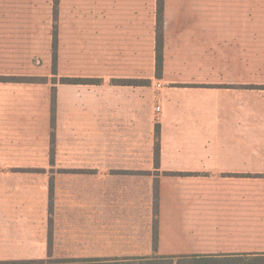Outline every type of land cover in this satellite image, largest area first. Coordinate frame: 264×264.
I'll use <instances>...</instances> for the list:
<instances>
[{"label": "crops", "instance_id": "crops-1", "mask_svg": "<svg viewBox=\"0 0 264 264\" xmlns=\"http://www.w3.org/2000/svg\"><path fill=\"white\" fill-rule=\"evenodd\" d=\"M51 1L0 0V77L51 76ZM156 7L60 0L57 74L101 82L0 83V261L264 255V0H163L155 100L109 80Z\"/></svg>", "mask_w": 264, "mask_h": 264}, {"label": "trees", "instance_id": "trees-1", "mask_svg": "<svg viewBox=\"0 0 264 264\" xmlns=\"http://www.w3.org/2000/svg\"><path fill=\"white\" fill-rule=\"evenodd\" d=\"M156 26H155V73L156 77L160 79L162 77V67H163V0H157L156 7ZM57 13H58V0H53V51L56 50L57 46ZM53 52V60L54 58ZM64 84H81V85H93L98 84L99 81H65ZM70 82V83H68ZM72 82V83H71ZM0 83H40L39 80L35 78H24V77H0ZM42 83V82H41ZM127 86L130 85L129 82H120V84ZM158 133V132H157ZM158 152V146L155 150ZM264 264V255H245L241 257H231V258H212V257H203V258H185L178 259L174 262L173 259L160 258V259H131V260H118V259H92V260H57L51 259L50 257L42 260H23V261H3L0 264Z\"/></svg>", "mask_w": 264, "mask_h": 264}, {"label": "rangeland", "instance_id": "rangeland-1", "mask_svg": "<svg viewBox=\"0 0 264 264\" xmlns=\"http://www.w3.org/2000/svg\"><path fill=\"white\" fill-rule=\"evenodd\" d=\"M51 2H52V9H53V0ZM59 2H60V0H58V6H59ZM53 29H54V23H52V27H51V38H52V40H53V35H52ZM58 33H59V24L57 22V37H58ZM57 44H58V39H57ZM51 46H52V50H51V76L49 77V74H48L47 77L44 75H41V76H37V77L24 76V78H35V79L39 80L40 83L41 82L43 83V82H46L49 80H51L52 83L58 82L61 84L66 83L65 81H67V80H69V81H77L78 80V81H84V82L99 81V83L101 82V80L94 79L90 75H79V74L77 75V74H72V73H66V72L72 70V68H70L69 66H66V68L63 69L66 72L57 74V69H58L57 66H58V60H59L57 57V46H56V50H54V51H53L52 41H51ZM53 52H54V56H55L54 57L55 61L53 60ZM75 60H77V63L80 64V59H75ZM79 69H80V67H79ZM83 76H90V77H83ZM19 77H23V76H19ZM127 77H129V76H127ZM161 78L158 79L156 77V73L154 71L153 75L149 78H146L145 76H136L135 78H117V79L109 80V83L112 85H117V84H120V82L125 81V82L130 83V85H127L125 87H142V86L144 87V86H147V87L152 89L153 97L156 100L157 96L160 93L161 82L159 80H161ZM68 83H70V82H68ZM67 85H73V84H67ZM77 85H80V84H77ZM158 85H159V87H158ZM117 86H123V85H117ZM156 149H157V144L155 146V150ZM5 261H7V260H5ZM21 261H23V260H21ZM0 262H3V261H0ZM184 264H187V263H184Z\"/></svg>", "mask_w": 264, "mask_h": 264}, {"label": "built area", "instance_id": "built-area-1", "mask_svg": "<svg viewBox=\"0 0 264 264\" xmlns=\"http://www.w3.org/2000/svg\"><path fill=\"white\" fill-rule=\"evenodd\" d=\"M158 87H159V85H158ZM156 110L159 111L160 109L157 107Z\"/></svg>", "mask_w": 264, "mask_h": 264}]
</instances>
